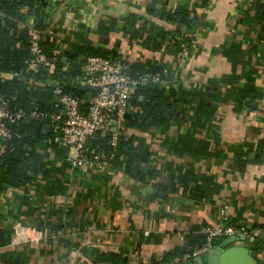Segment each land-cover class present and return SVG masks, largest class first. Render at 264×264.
<instances>
[{
  "label": "crops",
  "instance_id": "obj_1",
  "mask_svg": "<svg viewBox=\"0 0 264 264\" xmlns=\"http://www.w3.org/2000/svg\"><path fill=\"white\" fill-rule=\"evenodd\" d=\"M206 1L50 0L47 33L63 62L83 45L164 65L163 83L185 88L186 102L163 125H126L131 171L73 169L49 139L37 144L27 163L38 168L0 186V264H162L197 247L204 227L264 225V0ZM183 5L205 27L178 45V24L158 13ZM234 246L262 247L264 264V243ZM222 256L216 264H238Z\"/></svg>",
  "mask_w": 264,
  "mask_h": 264
},
{
  "label": "trees",
  "instance_id": "obj_2",
  "mask_svg": "<svg viewBox=\"0 0 264 264\" xmlns=\"http://www.w3.org/2000/svg\"><path fill=\"white\" fill-rule=\"evenodd\" d=\"M207 4L206 0H202L199 7ZM51 8L50 0H0V91L10 100L13 107L30 109L39 106L40 109L57 110L52 81L61 83L67 92L81 94L84 89L76 88L73 80L80 74L87 56L102 55L111 59H121L116 55L110 56L101 49L81 45L73 52L67 53L68 61L63 62L62 54L54 52V44L49 39L50 34L47 33ZM158 16L178 24L175 30H171V35L174 36L170 39V41L174 39L178 45L187 44L193 38L191 34L193 30L205 27L203 17L194 6L183 5L175 11L161 10ZM135 20L136 18L133 23H136ZM145 27L146 24H143L135 28L134 35L143 34ZM183 27L185 30H182ZM35 29L45 34L44 52L47 59L54 65L53 72L45 69L34 71L29 68L30 39ZM129 63L132 74L151 71L159 73L164 80L171 78L169 73L167 75L164 65ZM186 94L185 88L178 84L174 85V83L166 82L161 86L151 83L140 85L132 100L134 110L129 113L126 125H163L172 117H178L179 110H184L182 105L186 102ZM46 123H48L47 120L31 118L12 125L15 135L10 143L11 149L0 157V186L3 183L18 184L23 177H27V175L23 176L28 168H31L27 161L31 156L39 157L37 144L46 139H49L48 147L55 151L64 165L70 166L67 160L69 149L60 146L59 133L54 129H51L49 134L44 133ZM133 139L132 135L127 139L124 134L121 136L117 157L114 161L115 167L123 166L126 171L132 170L133 151L135 150ZM89 145L99 150L109 149V133L104 136L97 134L91 137ZM36 161L39 162L38 159ZM36 168L38 167L34 165L31 169ZM199 236L201 240L198 246H201L206 238L204 234H199Z\"/></svg>",
  "mask_w": 264,
  "mask_h": 264
},
{
  "label": "built area",
  "instance_id": "obj_3",
  "mask_svg": "<svg viewBox=\"0 0 264 264\" xmlns=\"http://www.w3.org/2000/svg\"><path fill=\"white\" fill-rule=\"evenodd\" d=\"M45 34L33 30L30 39V70H52L44 52ZM157 72L146 71L132 74L130 63L125 59H111L102 55H89L81 67L80 74L74 80L76 88L84 89L81 94H74L63 89L61 83L54 87L57 110L40 109L39 106L27 109L11 106V102L0 91V157L11 149L14 138L12 125L31 118L47 120L51 128L59 133V144L68 148L67 160L73 169L106 170L115 168L118 145L124 134L128 115L134 110L132 100L140 85L151 83L164 84ZM53 82V81H52ZM86 85L98 87V90H85ZM109 133V149L92 148L91 137ZM227 220V210L221 211ZM205 235L203 245L188 250L162 264H181L184 261L206 253L213 247L217 237L244 234L247 237L260 239L264 237V225H245L227 222L215 227H204L200 230ZM149 233V231H146Z\"/></svg>",
  "mask_w": 264,
  "mask_h": 264
},
{
  "label": "water",
  "instance_id": "obj_4",
  "mask_svg": "<svg viewBox=\"0 0 264 264\" xmlns=\"http://www.w3.org/2000/svg\"><path fill=\"white\" fill-rule=\"evenodd\" d=\"M52 86H56V82H52ZM85 90H98V87L91 86V85H86ZM51 129V125L49 123H46L44 126V133H48L49 130ZM251 240L255 244L259 245L260 243H264V237L260 239H256L251 237H247L244 234L238 233L234 234L231 236H228L223 243L220 245L211 248L209 251L206 253H203L201 255L195 256L191 258L190 260L187 261L185 264H216L217 263V257H221L223 255V258H229L231 255L237 256L238 259V264H260L261 259L259 258V254L263 252V248L259 247L257 249H250V248H241L239 246H234L230 248L229 250L225 249L227 245H230L232 243H237L240 241H245V240ZM226 250V252H224ZM234 253V254H233ZM240 257V259H239ZM227 258V259H228Z\"/></svg>",
  "mask_w": 264,
  "mask_h": 264
}]
</instances>
